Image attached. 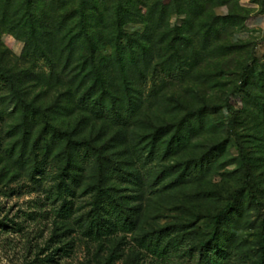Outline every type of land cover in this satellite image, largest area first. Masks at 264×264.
<instances>
[{
	"label": "rangeland",
	"instance_id": "374dc122",
	"mask_svg": "<svg viewBox=\"0 0 264 264\" xmlns=\"http://www.w3.org/2000/svg\"><path fill=\"white\" fill-rule=\"evenodd\" d=\"M63 1L0 18V264H264V0L216 7L242 49L195 69L191 1L134 0L119 35L117 0Z\"/></svg>",
	"mask_w": 264,
	"mask_h": 264
},
{
	"label": "trees",
	"instance_id": "16d2710c",
	"mask_svg": "<svg viewBox=\"0 0 264 264\" xmlns=\"http://www.w3.org/2000/svg\"><path fill=\"white\" fill-rule=\"evenodd\" d=\"M13 0H0V18L2 23L5 21L9 26L21 24L20 20L17 19L25 17L28 18L29 11L32 8L31 0H25V4L23 7L14 5ZM89 1V0H88ZM191 1L190 7H193V13L190 16V19L187 21V27L183 29L184 32L189 33L191 35L200 36V41H195L192 36L187 39H183L184 45H190L192 47V51L190 52L191 68L195 69L197 62L202 60L201 52L204 54V58L208 56H227L231 53L238 52L242 49L241 46L233 44L230 42L228 32L233 29L234 26L238 25V22L247 20L248 16H240V15H232L231 17H222L215 13V8L219 5H224L229 3V0H188ZM101 3H104L103 0H91V2H87L86 0H64L61 4V8L66 7L69 8V13H81L83 18L93 17L94 14H99L102 17ZM176 6L173 8V13H179L180 9L183 7V0H174ZM135 6L134 0H130L127 3L117 2L112 6V9H116V12H120V18L115 22L114 32L118 35L121 32L123 19L125 17H129L132 13V9ZM136 7V6H135ZM156 5H152L149 10L152 11L156 9ZM129 8L131 9L129 11ZM163 9L166 11V7L163 6ZM162 11L163 13L165 11ZM148 11V12H150ZM27 12V14H25ZM124 12V13H122ZM162 13V14H163ZM186 13V12H185ZM25 15V16H24ZM104 16V15H103ZM28 20H32V17H29ZM32 21L30 24H32ZM121 38V44L114 43V48L119 47V51L115 58V64L119 66L120 70L125 71V62L127 57L129 56L128 52H125L121 46L123 45ZM118 40V39H117ZM225 41V42H224ZM180 58L185 59L187 55L183 49L180 50ZM134 54L136 50H134ZM178 58V60L180 59ZM244 67V66H243ZM248 68V67H247ZM249 71V69H247ZM250 72V71H249ZM245 76H247L244 72ZM100 80V78H99ZM106 87V86H104Z\"/></svg>",
	"mask_w": 264,
	"mask_h": 264
},
{
	"label": "crops",
	"instance_id": "0c3cea01",
	"mask_svg": "<svg viewBox=\"0 0 264 264\" xmlns=\"http://www.w3.org/2000/svg\"><path fill=\"white\" fill-rule=\"evenodd\" d=\"M248 20L252 26H261L264 23V16L261 14H252Z\"/></svg>",
	"mask_w": 264,
	"mask_h": 264
}]
</instances>
